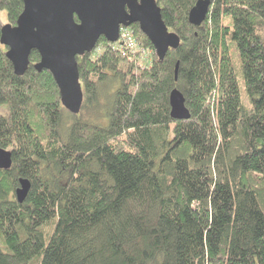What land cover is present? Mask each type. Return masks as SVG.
Instances as JSON below:
<instances>
[{"label": "trees", "instance_id": "16d2710c", "mask_svg": "<svg viewBox=\"0 0 264 264\" xmlns=\"http://www.w3.org/2000/svg\"><path fill=\"white\" fill-rule=\"evenodd\" d=\"M155 1L177 49L160 61L132 24L142 68L100 37L77 115L36 51L17 76L0 44V264H264V0H211L201 26L197 0ZM22 8L0 0L11 25Z\"/></svg>", "mask_w": 264, "mask_h": 264}, {"label": "water", "instance_id": "95a60500", "mask_svg": "<svg viewBox=\"0 0 264 264\" xmlns=\"http://www.w3.org/2000/svg\"><path fill=\"white\" fill-rule=\"evenodd\" d=\"M210 2H195L188 12L191 25L201 26ZM22 10L15 25L7 23L0 28L5 55L14 73L21 76L30 66L31 51H36L39 61L34 63L35 70L52 74L61 105L73 115L80 112L84 98L77 58L92 52L100 37L116 43L120 27L136 24L160 61L180 43L176 33L164 24L155 0H23ZM168 102L174 120L189 118L177 88L171 90ZM11 164V152L0 148V169H9ZM19 184L15 194L23 202L30 184L27 179H20Z\"/></svg>", "mask_w": 264, "mask_h": 264}, {"label": "built area", "instance_id": "2783aa9c", "mask_svg": "<svg viewBox=\"0 0 264 264\" xmlns=\"http://www.w3.org/2000/svg\"><path fill=\"white\" fill-rule=\"evenodd\" d=\"M117 39L116 44L123 54L128 50L135 54L133 60H135L138 67L146 68L150 66L152 62L150 52L148 53V50L143 48L137 39L134 38L133 32L130 28L122 27L119 31Z\"/></svg>", "mask_w": 264, "mask_h": 264}, {"label": "rangeland", "instance_id": "374dc122", "mask_svg": "<svg viewBox=\"0 0 264 264\" xmlns=\"http://www.w3.org/2000/svg\"><path fill=\"white\" fill-rule=\"evenodd\" d=\"M0 22L2 23V25H6L8 22H6V16H5V12L4 11H1L0 12ZM122 27H120V29H121ZM127 28H129V27H127ZM134 34V33H133ZM134 36V38H135V35H133ZM96 46V45H95ZM141 46H143V48H145L146 50H148V53L150 52V56L152 55V49H148V48H146L144 45H142L141 44ZM95 49V48H94ZM93 49V50H94ZM92 50V51H93ZM83 116L84 117H87V111H83ZM92 119H95V117H93L92 115L90 116ZM105 120V119H104Z\"/></svg>", "mask_w": 264, "mask_h": 264}]
</instances>
